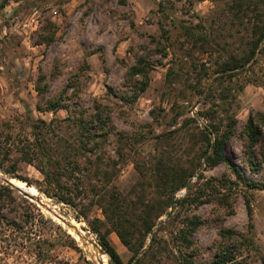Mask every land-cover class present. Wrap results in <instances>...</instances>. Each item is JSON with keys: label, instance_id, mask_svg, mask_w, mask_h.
<instances>
[{"label": "rangeland", "instance_id": "obj_1", "mask_svg": "<svg viewBox=\"0 0 264 264\" xmlns=\"http://www.w3.org/2000/svg\"><path fill=\"white\" fill-rule=\"evenodd\" d=\"M161 2L163 10L159 7ZM192 2L0 0V135L15 140L13 158L20 154L16 147L29 135V118H41L50 123V134L55 138L60 134L68 137L74 132L77 118H86L97 102L107 104L111 107L115 132L124 137L121 157L117 156L119 139L115 134H110L104 147L105 159L116 161L113 183L131 198L137 193L142 196L140 189L144 187L145 198L149 199L155 184L152 163L160 150L184 166L196 159L199 143L191 132L195 126L207 123L196 113L209 106L215 89L224 92L230 89L229 94H237V105L232 109L238 119V131L250 112H264V55L251 67L245 66L246 69L231 81L222 85L214 81L219 74L215 73L217 62L222 61L226 53H202L197 45L188 42L182 23L196 24L201 18L211 20L223 1ZM209 23L214 24L206 21L207 25ZM236 30L243 32L242 27L219 29L220 44L228 50L232 49L229 44H238L230 37ZM49 36H52L50 40ZM139 57L150 64L148 85L134 102L123 101L120 93H130L128 68ZM247 80L251 81L238 89L239 84ZM50 102L59 105L49 109ZM182 107L185 114L174 122L173 117ZM190 115L196 120L183 128V116ZM261 150L259 147L260 153ZM227 155L246 177L255 180V186L251 190L241 184L233 186L227 193L231 205L222 203L217 191L206 186L212 178L229 173L226 165L209 168L201 162L189 178L188 184L192 186L189 189L182 186L174 192L176 198L195 193L200 196V202L182 210L175 217L176 222L186 215H196L201 220L191 235L196 264L211 260L223 228H231L249 239L243 243L235 264H264V156L258 154L257 169H250L242 142L234 135L228 139ZM4 177H9L15 186L30 183L35 196L71 220L77 230L67 228L32 200L43 217L37 216L29 223L19 221L21 229H11L2 222L0 264H111L88 224L92 217L101 216L99 210L93 209L88 219L76 220V209L46 196L39 189L42 174L24 161H18L12 176L0 171V180ZM245 191L251 197V220L242 195ZM158 198L166 199V196ZM75 201L79 202V198ZM166 219V214L159 218ZM167 234L168 230L163 233ZM109 237L121 259L127 262L131 255L129 250L115 232ZM162 261L164 257L158 256L154 264Z\"/></svg>", "mask_w": 264, "mask_h": 264}, {"label": "trees", "instance_id": "obj_2", "mask_svg": "<svg viewBox=\"0 0 264 264\" xmlns=\"http://www.w3.org/2000/svg\"><path fill=\"white\" fill-rule=\"evenodd\" d=\"M189 1L193 3L192 0ZM222 1L221 6H217L216 16L211 20L201 18L196 24L191 21L182 23L188 42L197 45L202 53H226L225 58L217 62L215 73L219 74L213 79L218 80L220 85L231 81L246 69L245 66L251 67L258 57L264 55V0ZM159 7L164 9L162 2ZM206 21L214 24L207 25ZM225 27L243 28L242 33L236 30L230 34L232 41L236 40L238 43L236 46H232L235 42L229 44L231 50L220 44L222 38L218 32L220 28ZM51 38L52 36H49L47 39ZM149 65L144 57H139L129 66L126 77L130 93H120L119 97L123 101L134 102L146 89L149 82ZM249 81L251 80L239 84L238 89ZM229 91L230 89L228 92L215 89L209 106L196 113L207 123L195 126L191 132L199 143L195 160L184 166L163 150L154 156L152 177L155 184L153 195L149 199L145 198L144 187L140 189L142 196L137 193L135 198H131L113 183L116 161L105 159L104 147L110 134H115L119 139L117 156L121 157L120 146L124 137L115 132L110 117L111 107L100 102L94 104L93 112L86 118H77L74 121V132L68 137L60 134L55 138L50 134V123L41 118H29V135L27 134L24 142L21 140L20 146L16 147L20 153L16 158L11 154L15 140L8 135H0V171L12 176L19 160L32 164L42 174V188L39 189L54 201L74 207L76 220L88 219L93 209L99 210L101 216L92 217L88 224L111 264H154L158 256L164 257L160 264H166V261L168 264H196L191 235L200 226L201 220L196 215H186L176 222L178 218L175 217L190 205H197L200 196L189 192L184 197L176 198L175 190L182 186H188V189L192 186L188 184L189 178L194 175L201 162L209 168L225 164L229 173L226 171L220 177L212 178L206 187L217 191L220 202L231 205V201L228 202V191L240 184L251 190L255 186V180L246 177L228 158V139L234 135L242 142L243 153L250 169H257L258 154L264 156V112H250L238 131V119L232 109L233 105H237V94H229ZM49 104V109H55L59 105L52 102ZM184 114L182 107L173 117L174 122ZM182 119L183 128L196 120L191 115L183 116ZM259 147L262 148L261 153ZM201 174L198 177H201ZM18 178L27 181V178ZM246 192L242 195L248 219L251 220V197ZM164 195L166 199L158 198ZM75 198H79V202H76ZM163 214L167 215V219L159 220ZM37 216L43 217V214L35 203L24 197L16 188L0 180V226L5 222L11 229H21L19 221L29 223ZM179 222L181 224H176ZM167 230L168 234L163 235ZM2 232L3 230L0 231ZM111 232H115L129 250L131 255L127 262L121 259L112 243L109 237ZM219 237L214 256L206 264H235L243 243L249 239L231 228L221 229ZM73 244L75 245V242Z\"/></svg>", "mask_w": 264, "mask_h": 264}, {"label": "water", "instance_id": "obj_3", "mask_svg": "<svg viewBox=\"0 0 264 264\" xmlns=\"http://www.w3.org/2000/svg\"><path fill=\"white\" fill-rule=\"evenodd\" d=\"M201 170V168L199 169ZM3 182H5L6 184L11 185L12 187L16 188V190L21 193L24 197L30 199V201H35L37 202V204L41 205L43 208H45L47 211H49L50 213L53 214V216H55L56 218H58L61 222H63L65 224V226L69 229H74L75 231L77 230V227L75 226V224L68 219H65V217H63L60 213H58L52 206H50L48 203L41 201V198L39 196H35L29 193L28 188L30 186H32L30 183L28 182H24L25 186L24 187H17L15 186L11 181L9 177H4ZM191 179L188 181L190 182ZM99 245V244H98ZM100 247V246H99ZM101 248V247H100ZM102 250V249H101ZM103 251V250H102ZM104 252V251H103ZM100 254H102L101 252H99ZM105 253V252H104Z\"/></svg>", "mask_w": 264, "mask_h": 264}, {"label": "bare ground", "instance_id": "obj_4", "mask_svg": "<svg viewBox=\"0 0 264 264\" xmlns=\"http://www.w3.org/2000/svg\"><path fill=\"white\" fill-rule=\"evenodd\" d=\"M24 186H25V185H18L17 187H24ZM28 191H29L30 194L35 195V192H34V189H33L32 186H30V187L28 188Z\"/></svg>", "mask_w": 264, "mask_h": 264}, {"label": "built area", "instance_id": "obj_5", "mask_svg": "<svg viewBox=\"0 0 264 264\" xmlns=\"http://www.w3.org/2000/svg\"><path fill=\"white\" fill-rule=\"evenodd\" d=\"M33 20V19H32Z\"/></svg>", "mask_w": 264, "mask_h": 264}]
</instances>
